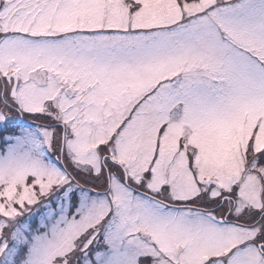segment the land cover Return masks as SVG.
Masks as SVG:
<instances>
[{
    "label": "snow or ice",
    "instance_id": "obj_1",
    "mask_svg": "<svg viewBox=\"0 0 264 264\" xmlns=\"http://www.w3.org/2000/svg\"><path fill=\"white\" fill-rule=\"evenodd\" d=\"M0 264H264V0H0Z\"/></svg>",
    "mask_w": 264,
    "mask_h": 264
}]
</instances>
